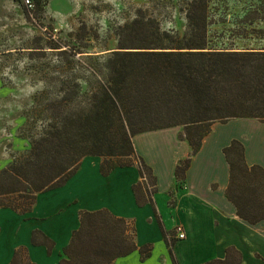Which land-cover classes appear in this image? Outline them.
I'll return each instance as SVG.
<instances>
[{
    "label": "trees",
    "instance_id": "1",
    "mask_svg": "<svg viewBox=\"0 0 264 264\" xmlns=\"http://www.w3.org/2000/svg\"><path fill=\"white\" fill-rule=\"evenodd\" d=\"M47 1L34 0L33 9ZM210 2H186L183 10L187 23L182 35L161 28L159 20L143 9H138L130 21L120 26L118 46L107 52L105 69H100L102 76L93 71L89 103L72 106L75 95L81 93V83L79 77H68L73 92L48 104L59 112L30 136L31 145L25 153L0 169V207L29 210L38 193L65 184L88 155L104 157L100 164L103 175L116 167L137 164L140 179L132 184L136 203L153 206L172 255L173 241L166 238L167 232L154 205L156 176L136 151L132 137L144 131L182 126L178 137L189 142L191 151L175 168L181 184L192 156L199 151L213 123H225L236 117H254L264 122V47L209 46ZM255 20L264 21L263 4L248 10L243 22ZM254 32L264 36V29ZM223 152L229 163L226 197L242 219L250 223L263 220L264 167L246 163L239 140L233 139ZM13 195L22 201L10 198ZM31 243L46 246L49 254L55 245L53 239L37 229L32 231ZM27 249L16 248L8 264H36ZM152 249L151 243L141 246L135 243L134 230L125 218L107 209L81 211L80 226L63 248L59 263L112 264L134 250L144 260ZM172 260L178 264L173 255ZM240 261V253L228 247L224 259L203 264H240Z\"/></svg>",
    "mask_w": 264,
    "mask_h": 264
},
{
    "label": "crops",
    "instance_id": "2",
    "mask_svg": "<svg viewBox=\"0 0 264 264\" xmlns=\"http://www.w3.org/2000/svg\"><path fill=\"white\" fill-rule=\"evenodd\" d=\"M181 130V126H174L132 137L136 151L156 176L154 205L166 238L173 241L172 255L178 264H203L224 259L226 249L234 247L240 253V264H264V219L257 223L242 219L226 197L229 163L223 152L233 139L239 140L246 163L264 167V122L236 117L213 123L180 184L175 168L191 151L189 142L178 137ZM103 159L97 155L83 157L65 184L38 193L27 211L0 207V264H8L20 246L28 248L29 258L36 264H60L63 248L80 226L81 211L100 209L125 218L138 246L153 245L151 255L144 260L134 250L112 264H173L153 206L136 203L132 184L140 179L137 164L116 167L103 175ZM176 225L183 227L184 238L175 237ZM36 229L54 240L50 254L46 246L31 243Z\"/></svg>",
    "mask_w": 264,
    "mask_h": 264
},
{
    "label": "rangeland",
    "instance_id": "3",
    "mask_svg": "<svg viewBox=\"0 0 264 264\" xmlns=\"http://www.w3.org/2000/svg\"><path fill=\"white\" fill-rule=\"evenodd\" d=\"M187 1L48 0L29 10L18 0H0V169L25 153L30 136L59 112L48 104L73 92L68 77H79L81 83L72 106L89 103L92 75L102 76L107 52L118 46L119 27L138 9L156 17L161 28L182 35ZM262 4L264 0H211L209 46L264 47V36L254 32L264 29V21L243 22L248 10Z\"/></svg>",
    "mask_w": 264,
    "mask_h": 264
},
{
    "label": "built area",
    "instance_id": "4",
    "mask_svg": "<svg viewBox=\"0 0 264 264\" xmlns=\"http://www.w3.org/2000/svg\"><path fill=\"white\" fill-rule=\"evenodd\" d=\"M23 5L28 9H33L35 6L34 0H21ZM175 237L178 239H182L185 237V231L181 225L175 226Z\"/></svg>",
    "mask_w": 264,
    "mask_h": 264
}]
</instances>
